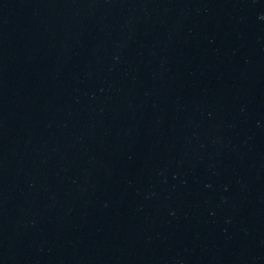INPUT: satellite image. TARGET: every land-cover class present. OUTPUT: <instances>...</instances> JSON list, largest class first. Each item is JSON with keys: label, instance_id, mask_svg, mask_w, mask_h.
Masks as SVG:
<instances>
[{"label": "water", "instance_id": "1", "mask_svg": "<svg viewBox=\"0 0 264 264\" xmlns=\"http://www.w3.org/2000/svg\"><path fill=\"white\" fill-rule=\"evenodd\" d=\"M0 264H264V0H0Z\"/></svg>", "mask_w": 264, "mask_h": 264}]
</instances>
